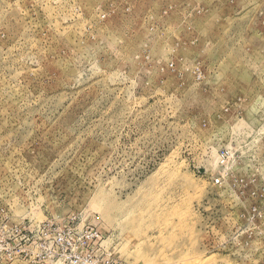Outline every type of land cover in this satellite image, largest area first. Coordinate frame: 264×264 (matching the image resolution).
I'll return each instance as SVG.
<instances>
[{
	"label": "rangeland",
	"instance_id": "obj_1",
	"mask_svg": "<svg viewBox=\"0 0 264 264\" xmlns=\"http://www.w3.org/2000/svg\"><path fill=\"white\" fill-rule=\"evenodd\" d=\"M68 221L264 264V0H0V228Z\"/></svg>",
	"mask_w": 264,
	"mask_h": 264
},
{
	"label": "built area",
	"instance_id": "obj_2",
	"mask_svg": "<svg viewBox=\"0 0 264 264\" xmlns=\"http://www.w3.org/2000/svg\"><path fill=\"white\" fill-rule=\"evenodd\" d=\"M33 232L42 242L43 257L52 264H123L111 260L110 253L105 254V236L100 228L90 223L79 226L74 221L60 226L43 222L29 232L21 227L3 226L0 228V264H31L29 239Z\"/></svg>",
	"mask_w": 264,
	"mask_h": 264
},
{
	"label": "bare ground",
	"instance_id": "obj_3",
	"mask_svg": "<svg viewBox=\"0 0 264 264\" xmlns=\"http://www.w3.org/2000/svg\"><path fill=\"white\" fill-rule=\"evenodd\" d=\"M149 240V239H148ZM146 242H148L147 240H146ZM150 247H151V244H150Z\"/></svg>",
	"mask_w": 264,
	"mask_h": 264
}]
</instances>
